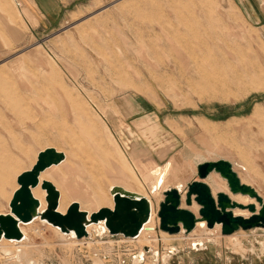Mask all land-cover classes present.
Instances as JSON below:
<instances>
[{"label": "rangeland", "instance_id": "374dc122", "mask_svg": "<svg viewBox=\"0 0 264 264\" xmlns=\"http://www.w3.org/2000/svg\"><path fill=\"white\" fill-rule=\"evenodd\" d=\"M47 147L66 154L41 176L61 192V212L72 202L89 213L113 208L109 188L125 186L151 199L152 229L161 230L163 191L199 180L196 165L205 160L230 161L264 198V22L236 0H88L44 28L28 0H0V213L10 212L17 177ZM132 160L146 181L153 167L171 164L160 197L132 183ZM218 174L206 179L215 197L225 191L253 202ZM35 196L46 207V191ZM182 206L201 217L185 194ZM25 227L20 246L33 258L44 253V264H135L143 247L142 264H264V227L209 236L150 230L143 241L65 239L39 220ZM152 245L161 257L176 251L158 260ZM8 259L0 249V264Z\"/></svg>", "mask_w": 264, "mask_h": 264}, {"label": "water", "instance_id": "95a60500", "mask_svg": "<svg viewBox=\"0 0 264 264\" xmlns=\"http://www.w3.org/2000/svg\"><path fill=\"white\" fill-rule=\"evenodd\" d=\"M66 159V154L55 147H47L38 154L34 166L22 172L17 177L19 187L13 193L10 201V213H0V241L5 238L21 241L24 233L21 224L33 222L38 217L58 227L65 234L74 233L77 239L89 236L88 226L104 221L105 226L113 236L123 235L126 238H137L151 218V203L149 199L138 193L114 186L111 190L114 197V207H102L89 214L82 210L79 202H72L66 213L58 210L61 192L56 185L46 180L42 188L46 190L47 208L41 211V202L33 194V189L41 184L43 171L58 165ZM219 173L227 180L230 192L255 199L259 203L257 210L255 202L241 204L234 201L225 191L213 194L206 182L211 173ZM199 180L187 185L186 203L191 206L197 202L201 208L199 213L207 221L209 228L216 224L222 225V233L231 235L241 228L244 230L264 227V198L251 185L243 183L233 164L225 159L207 160L197 166ZM165 199L160 204V229L169 234H178L183 230L191 233L197 225V215L188 208L181 207L182 190L169 187L164 191ZM240 207L249 209V217L236 216L233 209ZM147 250H150L147 248Z\"/></svg>", "mask_w": 264, "mask_h": 264}, {"label": "bare ground", "instance_id": "6f19581e", "mask_svg": "<svg viewBox=\"0 0 264 264\" xmlns=\"http://www.w3.org/2000/svg\"><path fill=\"white\" fill-rule=\"evenodd\" d=\"M90 140V139H89ZM46 149V148H45ZM42 151V150H41ZM60 151V150H59ZM39 154V153H38ZM37 158H38V156H37ZM201 160H204L203 159V157L202 158H200ZM37 161V160H36ZM65 161V160H64ZM63 161V162H64ZM205 161H207V160H205ZM62 162V163H63ZM204 162V161H203ZM36 163V162H35ZM201 163V162H200ZM61 164V163H60ZM60 164H58V165H60ZM131 170H132V178H130L131 179V181H132V183H135L136 185H138V186H146V187H148V189L149 190H151V191H153L154 193H153V198H157V197H160V195H161V193H162V191L164 190V186H162V184H163V182L165 181V178L167 177V175L169 174V171H170V168H171V166H169V165H167L166 167H163V168H158V166H156V167H153V169H151L150 170V174H151V176L153 177V180L152 181H146L145 179H144V175L143 174H141V172H140V170H139V167L137 166V163H136V161H131ZM199 164V163H198ZM197 164V165H198ZM34 166V165H33ZM32 166V167H33ZM53 166H57V165H53ZM52 166V167H53ZM51 168V167H50ZM50 168H48V169H50ZM146 168V167H145ZM48 169H46L45 171H43L42 173H41V176H42V174L44 173V172H46ZM30 170V169H29ZM131 172V171H130ZM213 174H218V173H216V172H214V173H211V175L209 176V178L207 179L208 181H209V179L211 178V176L213 175ZM219 175V174H218ZM41 176H40V180H41V186L39 185V186H37L36 188H34L33 189V194L35 195H38V196H41V197H44L45 196V189H43L42 188V182H44V181H46V180H43V177L41 178ZM220 176V175H219ZM171 177V176H170ZM221 177V176H220ZM224 179V178H223ZM126 181L125 182H130V181H128L127 179H125ZM225 180V179H224ZM227 182V181H226ZM18 184V183H17ZM115 186H119V185H115ZM166 186V185H165ZM19 187V185H17V188ZM40 187L43 189V190H45V191H41L40 190ZM114 186H112L111 188H109V190H110V193H111V195H112V197H113V194H112V192H111V190H112V188H113ZM121 187H123V188H125L126 190H129L127 187H125V186H121ZM162 187V188H161ZM169 187H171V186H167V188L166 189H168ZM174 187H176V188H179L180 190H182V203H181V207H183L182 206V204H183V195L185 194V200H186V191H187V187H185V186H183V185H177V186H174ZM185 187V188H184ZM143 188V187H142ZM165 189V190H166ZM144 190H145V188H144ZM164 190V191H165ZM130 191V190H129ZM132 191V190H131ZM163 191V192H164ZM15 192V191H14ZM132 192H135V191H132ZM138 192V194H140V195H143L142 194V192L141 191H137ZM137 192H135V193H137ZM144 193V192H143ZM145 194V193H144ZM46 195H47V193H46ZM152 195V194H151ZM234 195V194H233ZM238 195H241V194H238ZM143 196H145V195H143ZM236 196V195H235ZM243 196V195H242ZM36 197V196H35ZM145 197H147L148 199H149V201H150V203H151V218H150V220H149V222L144 226V228H143V230L141 231V233H140V235L137 237V238H135V239H137V240H142V238L144 237V236H146L145 234L147 233V232H149L150 230L152 231H150V234H149V236L150 237H152L154 234H157V233H160V232H165V231H162V230H159L158 228H157V225L155 224L153 227V229H152V223L154 222L153 220H154V217H155V214H156V211H155V208H153V203H152V201H151V199L148 197V196H145ZM246 197H248V196H246ZM37 198V197H36ZM61 198V197H60ZM232 198V197H231ZM251 201H253V202H255L256 204H257V210H259V204L256 202V200L255 199H252V198H250V197H248ZM247 198V199H248ZM233 199V198H232ZM45 200H46V197H45ZM234 200V199H233ZM234 201H236V200H234ZM41 202V201H40ZM113 202H114V197H113ZM253 202H250V203H253ZM60 203V202H59ZM193 204H194V202H193ZM192 204V205H193ZM242 204V203H241ZM191 205V206H192ZM114 207V206H113ZM47 208V201H46V207H45V205H44V203H42L41 202V208H40V210L41 211H44L45 209ZM183 208H185V207H183ZM237 209H241V210H248L249 212H250V215L249 216H251L252 215V212L249 210V209H244V208H240V207H237V208H235V209H233V213H234V215H236V216H244V215H242V214H236L235 213V211L237 210ZM58 210H59V207H58ZM199 210H200V208H199ZM11 211V210H10ZM67 211V210H66ZM61 212V211H60ZM8 213H10V212H8ZM61 213H66V212H61ZM89 214H92V213H89ZM249 216H244V217H249ZM159 217V216H158ZM197 217L199 218L198 219V221H197V225H196V228L191 232L192 234L191 235H194L195 234V231L197 230V229H203V230H207L208 231V233H202L201 231H198V232H201L202 233V235H204V234H206V235H210V234H212V233H214L215 231L216 232H219V231H221L222 230V225L221 224H216L215 225V227L213 228V229H211V228H209L208 227V225H207V221L206 220H204L202 217H200V216H198L197 215ZM36 220H39V221H41V222H43V223H47V224H49V225H51V226H53V227H55L54 225H52V224H50L49 222H47L46 220H44V219H42V218H40V217H38L37 219H35L34 221H36ZM33 221V222H34ZM158 222V221H157ZM32 223V222H31ZM28 224H30V223H27V224H21V230L23 231V233H24V239L25 240H27V239H29V236H28V232H26V227H25V225L27 226ZM209 228V229H208ZM219 228H221V229H219ZM88 232H89V237H87V238H84V239H89V238H92V237H96L97 235L98 236H104V237H106V236H109L110 235V233H109V230L107 229V227L105 226V223H104V221H101V222H99V223H93V224H91V225H89L88 226ZM55 230L63 237V238H65L66 239V236L65 235H67V236H69V237H72V238H74V239H77L76 237H75V234L74 233H70V234H65V233H63V232H61V230L58 228V227H55ZM60 230V231H59ZM207 231H205V232H207ZM182 233H183V230L181 231ZM166 233V232H165ZM197 233V232H196ZM65 234V235H64ZM30 235V234H29ZM31 236V235H30ZM98 236L96 237V238H98ZM95 238V239H96ZM23 239V240H24ZM31 239V238H30ZM84 239H78L79 241H81V240H84ZM132 239V238H131ZM146 239V238H145ZM199 239H203L204 240V238L203 237H200ZM199 239H195L196 241L198 240L199 241ZM23 240H21V241H16V240H9V239H5V238H3L1 241H0V249L2 250V252L6 255V256H8V261L6 262V264H44V262H42L41 260H43L42 258L44 257V253H42V252H40V257L37 259V258H33V257H31V255L28 253V251L26 250V248L25 247H21L20 246V244H22L24 241ZM195 240H193V241H195ZM143 241V240H142ZM33 245H34V243L32 242V239H31V241H30ZM99 242H101V241H99ZM204 242H205V244H206V240H204ZM13 244H18L17 246H14ZM200 244V246L202 245L201 243H199ZM229 244H230V246L234 249V250H236V251H238V252H242V253H246L247 251H249L248 249H246L245 248V246L240 242V241H238V240H232V239H229ZM31 245V244H30ZM29 245V246H30ZM193 245H196L195 243L193 244ZM197 246V245H196ZM146 248H149L150 250V253H154V255L158 258V260L160 259L161 260V258L164 260V261H167L171 256H172V253H173V251H176V248H172V249H169V251L168 252H166L168 249H166L164 252H166V253H164V255L162 254V257H161V255H160V253H159V251L157 250V248H155V246H146ZM178 250V249H177ZM252 251H256V249L253 247L252 248ZM260 252L261 253H264V241H262L261 242V248H260ZM146 250L144 249V247L138 252V254L136 255V256H134L133 258H134V263L135 264H142V261L143 260H145V258H146ZM46 255V254H45ZM175 255V254H174ZM154 258V257H153ZM153 258H152V260H153ZM155 259V258H154ZM156 261V260H155ZM152 262H154V261H152ZM158 263H159V261H158ZM47 264V263H46Z\"/></svg>", "mask_w": 264, "mask_h": 264}, {"label": "crops", "instance_id": "0c3cea01", "mask_svg": "<svg viewBox=\"0 0 264 264\" xmlns=\"http://www.w3.org/2000/svg\"><path fill=\"white\" fill-rule=\"evenodd\" d=\"M88 0H28L44 28H54L77 6ZM251 20L264 22V0H236ZM157 140H155L156 142ZM157 144L160 142H156ZM137 147V146H136ZM138 148V147H137ZM167 150V149H166ZM165 150L160 154L165 155ZM203 161V160H201ZM171 166V164H167ZM198 165H196L197 167ZM156 167V166H155ZM172 168H170L171 170ZM172 172V170L170 171Z\"/></svg>", "mask_w": 264, "mask_h": 264}]
</instances>
